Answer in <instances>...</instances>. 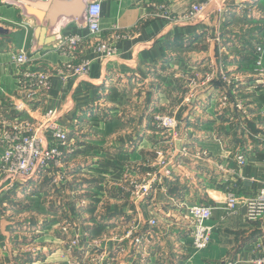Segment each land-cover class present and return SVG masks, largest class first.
<instances>
[{
    "label": "crops",
    "instance_id": "obj_1",
    "mask_svg": "<svg viewBox=\"0 0 264 264\" xmlns=\"http://www.w3.org/2000/svg\"><path fill=\"white\" fill-rule=\"evenodd\" d=\"M17 1L18 5L0 0V127L3 121L11 122L20 114L37 123L47 111L55 110L62 126L69 130L71 139L81 135L83 128L105 130L104 135L114 145L110 154L105 155L111 160L130 164L133 169L123 165L122 168L134 171L140 180L147 173L141 165L150 159L152 146L172 139V131L155 128L157 124L152 115V109H155L162 113H175L177 117L181 115L184 123L179 131L182 134V130L186 129L184 142H188L186 138L189 136L196 140L195 145L207 147L216 158V163L212 164L194 159L196 162L192 163V167L199 168L202 180L197 181L195 177L198 169L189 168L176 173L177 178L172 181L168 191L154 193L149 199L136 201L130 190L127 191L129 201L116 204L117 198H108L106 205L109 207L104 208L105 213L112 214L122 209L132 216L101 217L102 226H114L111 225L113 221H122L119 226L126 234L142 220L143 226L138 230L135 228L137 231L134 234H142L144 240L142 247L137 248L135 237L126 238L123 233L121 241L112 239L113 249L106 245L108 259L100 264H222L225 259L235 260L237 264H249V258L259 254L258 246H264V223L247 220L245 207L241 204L236 213L228 214L225 210V193L237 184L240 194L254 195L260 188V180L264 178V146L256 137L264 134L259 102L255 94L246 88L247 82L241 81L238 96L245 102L248 115L235 104L215 113L212 108L218 110V99L225 92H231L223 82L216 81L197 90L200 105L192 106L185 99L189 84L185 77L189 71L195 72V77L202 76V72L197 71L199 66L205 69L219 62L225 64L217 67L218 71L221 68L229 70L235 65L242 67L248 61L249 66L251 63L254 66L255 48L264 44V0H222V11L211 7L194 24L171 23L155 15L159 6L180 12L191 0H100L102 18L101 32L98 34H91L88 28L80 27L64 14L59 16L54 28L44 27L45 14L58 9L60 12H70L69 5L74 0H53L52 3L56 1L55 7L50 3L47 9L43 4L49 0ZM44 31L47 33L46 39H42ZM56 31L64 38L78 34L83 38V43L74 51L66 52L55 47L57 40L45 44L50 34ZM110 35L118 36L115 40L117 53L113 57H103L96 48L101 39ZM208 36L211 41L207 43ZM33 46L37 48L31 53L32 66L53 71L63 64L88 59L91 61L89 72L68 79L55 76L46 93L38 88V97L33 101L27 100L29 87L24 84L22 75L29 65H17L14 56L19 50H30ZM230 48L239 49L240 57L227 56ZM198 63L199 66H196ZM249 72L251 70L247 75ZM247 75L244 78L249 80ZM214 87L218 94L213 91ZM116 91L122 96L121 104H117L118 99H109ZM212 95L214 98L211 99ZM171 97L176 98L174 105H170ZM206 110L212 115L205 114L203 111ZM189 123L193 126L196 123L205 126L216 124L214 132L217 131L219 137L212 132L206 136L197 129L190 130L192 126ZM225 134L231 139V156V149L222 147L221 139H218ZM243 145L249 146L250 154L248 162L240 167L235 153ZM155 158L153 155L152 165ZM221 163L226 167L225 172L219 169ZM252 178L256 181H252ZM4 179L0 178V185ZM1 186L0 190L3 188ZM90 187L96 188L94 185ZM179 197L180 200L185 199L187 204L203 200V203L214 207L213 217L209 221L214 226L213 242L209 248L201 251L194 249L187 224L182 226V229H187L186 234L177 229L170 233V226L162 230V227L152 229L149 225L152 216L159 215L152 211L154 205ZM102 211L100 215H104ZM160 212V215H172L166 214L164 209H160ZM7 225H10L9 221L0 219L2 243L10 238L3 235ZM105 239L102 236L99 240L102 242ZM152 243H156L155 246ZM42 250L47 252L49 247L46 245ZM94 256L97 254L92 255L91 261ZM68 262L75 264L76 260L68 259Z\"/></svg>",
    "mask_w": 264,
    "mask_h": 264
},
{
    "label": "rangeland",
    "instance_id": "obj_2",
    "mask_svg": "<svg viewBox=\"0 0 264 264\" xmlns=\"http://www.w3.org/2000/svg\"><path fill=\"white\" fill-rule=\"evenodd\" d=\"M210 41V36H208L206 42ZM240 53L239 49L230 48L227 56L236 57L238 55L240 57ZM248 62L250 63V61ZM249 63L244 62L241 65L243 68L235 65L229 67V70H227L233 78H237L236 81L239 80L240 86L242 85L241 81L247 82V86L250 84L249 90L255 94L261 107L264 97L259 93L257 88L253 87L255 82H252L251 77L247 76L249 80L244 78L249 70H253V63L250 66L248 65ZM224 64L222 62H219L218 65L213 63V66L211 65L205 69H202L199 63L196 66H199L197 71H201V75L205 76L212 68L217 69V67L224 66ZM186 76L195 78L197 74L189 71ZM180 88L183 89L182 86ZM213 91L218 94L216 88ZM197 92L194 95L193 101L189 103L190 105H200V99L198 101L199 94ZM212 98H214L213 95L211 96ZM109 99H118L117 104L123 102H121L122 96L119 91L110 95ZM175 103L176 98L171 97L170 105H174ZM219 104L220 99H218ZM216 108L218 110L212 108L215 113H218L219 110L223 111L217 105ZM203 112L212 115L208 110ZM216 117H218L217 114ZM178 120L182 124L184 123V119L179 114ZM190 122L193 123V121ZM203 123H196L194 126L189 123L188 125L192 126L190 130L197 129L200 133H203L202 135L206 134L207 136L209 132L217 135V131L214 132L216 124H206L205 126ZM208 126H211V129H208ZM155 128L164 129L159 126ZM185 130H182V135H186L184 134ZM82 131L83 133L79 136H74V139L69 138V151H67L65 163L61 166H55L47 170L43 175L36 174L34 177L22 181L11 182L6 178L4 179L0 174V178L4 179L1 184L2 186L0 185L3 187L0 190V219H5L10 224L6 226L7 230L3 233V235H8L10 238L6 239L4 243H2V239L0 238V243L2 244V247L0 246V264H69L68 259L76 260L75 264H100L101 250L107 248V244L113 249L114 244L111 242L112 239L114 241L120 240V237L125 232L123 227L119 226L122 221L117 223L115 220L111 223L114 226L108 227L102 226L100 221H102V218L107 219L112 217V215L125 216L126 218L132 216L122 211V209L112 214L105 213L104 208L106 206L109 207V205H106L108 198H117L115 200L116 204L124 200L129 201L127 196L130 194L127 191H131L132 189L131 180L139 181V177L135 175L134 171H127L122 168L123 165L133 169V167H130V164L127 165L123 161L111 160L105 155V153L110 154V150L114 146L106 138L107 135H104L103 132L105 130L87 127L83 128ZM165 131L168 132L166 128ZM89 134L93 136L89 138ZM186 139L189 145H193L196 141L189 136ZM218 139H221L222 147L231 149L229 153L231 156L233 152V149L230 147L232 144L231 139L228 138L227 134ZM179 144L178 142L177 145L170 138L163 144H154L149 151L152 154L150 159H146L147 161L142 162L141 165L145 168V172L152 170L153 155L154 158L157 156L156 151L158 148L163 147L166 150L170 147L169 152L173 153L177 146L179 147ZM197 148L201 151L204 162L208 164L216 163L215 155L207 147L203 145L200 147L199 144ZM202 151L206 152L208 156H212V158L206 157ZM166 157H168L167 154ZM180 161L181 163H187L185 166L179 167L181 170L185 172L189 168L198 169L195 177L197 181L202 180L200 179L202 177L199 176V168L197 166L192 167L194 166L192 164L194 161L190 163V160L184 157H181ZM168 166H171V163ZM164 169L163 172L165 171ZM137 171L140 170L138 169ZM176 173L178 172H175L171 178H166V175H163L162 184L154 188L152 192L157 194L162 190L168 191L172 181L177 178ZM91 185L96 186V188L90 187ZM65 187H68L69 190L67 191ZM121 189L126 192H122ZM169 200L168 203L163 202L161 205L156 204L153 206L154 210L152 211L159 213L158 217L160 221L159 225L152 227V229L162 227V230H166L167 226H170V233L171 230L176 231L177 229V231L180 230L186 234L187 229H182V226L188 224L184 215L185 199H181V201L179 197V199L169 198ZM200 202H203V200ZM119 207L122 208L120 205ZM160 209H164L167 212L166 214L172 213V215H160L162 213ZM101 211L104 215H100ZM97 220L99 221L97 222ZM126 220L124 219V221ZM116 225L118 227L115 229ZM102 236L106 237V239L100 242L99 239ZM155 244L152 243V246H155ZM46 245L49 247V250L44 252L42 248ZM4 247H7V249ZM57 251L61 252L58 253ZM94 254H97V256H94V260L91 261Z\"/></svg>",
    "mask_w": 264,
    "mask_h": 264
},
{
    "label": "built area",
    "instance_id": "obj_3",
    "mask_svg": "<svg viewBox=\"0 0 264 264\" xmlns=\"http://www.w3.org/2000/svg\"><path fill=\"white\" fill-rule=\"evenodd\" d=\"M1 1L7 4H19L17 0ZM85 2L86 8L82 20L78 25L88 28L91 34H98L101 32L102 3L100 0H85ZM211 7L222 11V0H191L189 5L180 12H174L165 6H159L155 15L165 18L171 23L194 24L199 22L201 17ZM44 24V27H46L45 21ZM46 37L47 33L43 32L42 39H46ZM117 37L116 35H110L105 39H101L96 48L97 52L103 57L115 56L117 53L115 44ZM54 40H57L55 47L61 48L65 52L74 51L83 43V38L78 34L64 38L60 32L56 31L54 34H50L45 44L51 43ZM35 48L37 47L33 46L30 50H19L14 56V61L17 65H29V68L23 71L22 75L24 84L29 87L26 96L27 100L33 101L38 97L36 93L38 88L41 89L42 93H46L51 87L52 79L55 76L68 79L72 76H82L89 72L91 61L88 59H83L79 63L63 64L53 71H46L32 66L31 53ZM247 76L252 78V82H255L253 87L257 88L259 93L264 97V44L256 46L253 70ZM185 78L189 81L188 92L185 96L187 102L193 101L195 93L202 85L205 86L209 83L221 81L231 89V92H225L219 98L220 104L218 107L225 110L229 105L235 104L239 110H243L248 115L245 102L238 96V89H240L239 80L236 81L237 78H233L227 70L221 68L218 71L212 68L205 76ZM152 112L157 126L172 131L171 138L177 145L178 142L180 144L173 153L169 152L170 147L166 150L164 148L158 149L152 170L147 172L139 181H132L131 192L132 197L136 201L151 198L154 195L153 189L162 184L163 175H166V178H171L175 172H181L182 170L179 167L187 164L181 163V157L190 161L193 160L194 162H196L194 159L203 160L197 144L189 145L188 142H184L185 136L179 131L182 123L178 120L175 113H162L155 109H152ZM259 113L264 118V100ZM7 121H3L2 127H0V174L3 177H6L11 182L22 181L34 177L36 174L43 175L47 170L65 163V152L70 145L69 130L62 126L55 110L47 111L42 120L37 123L21 114L16 115L11 122L7 123ZM256 137L259 142H263L264 146V134L256 135ZM203 153L206 157L212 158L206 152ZM166 154L168 157H166ZM249 154L250 149L248 145L238 148L235 157L240 167L248 162ZM170 163L171 166H168ZM163 169L165 170L164 172ZM219 169L225 172L226 167L221 163L219 164ZM226 181L227 179L224 180V182ZM252 181L256 180L252 178ZM260 183L259 190L251 196L240 194L237 190V184L231 185L232 187L225 193L226 212L228 214L236 213L241 204L245 207L244 216L247 220L255 223H264V178L260 180ZM184 213L188 222L189 237L192 239L194 249L201 251L209 248L213 242L214 234V226L209 223L214 214V207L198 201L185 203ZM148 222L152 227L159 225L157 216H152ZM142 226L143 221L140 220L139 223H136L125 234L126 238L135 237L134 241L137 248L142 247L144 237L142 234L134 233ZM135 228L137 229L136 231ZM0 246L2 247L1 243ZM258 247L259 254L250 257L249 264H264V246L259 245ZM4 248L7 249V247ZM108 255L107 248L102 249L101 261L107 260ZM237 263L235 260L225 259L222 264Z\"/></svg>",
    "mask_w": 264,
    "mask_h": 264
},
{
    "label": "water",
    "instance_id": "obj_4",
    "mask_svg": "<svg viewBox=\"0 0 264 264\" xmlns=\"http://www.w3.org/2000/svg\"><path fill=\"white\" fill-rule=\"evenodd\" d=\"M53 0H49L47 3L43 4V7L47 9L52 3ZM56 1L52 3V5L55 7ZM70 12H60L58 10H54L53 12H48L47 15L45 14V22H46V27L47 29L54 28L58 22L59 16L61 14L66 15L68 18H72L77 24L81 22L83 13L86 8V2L85 0H74L73 3L70 5ZM45 32V31H44Z\"/></svg>",
    "mask_w": 264,
    "mask_h": 264
}]
</instances>
